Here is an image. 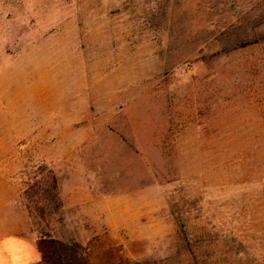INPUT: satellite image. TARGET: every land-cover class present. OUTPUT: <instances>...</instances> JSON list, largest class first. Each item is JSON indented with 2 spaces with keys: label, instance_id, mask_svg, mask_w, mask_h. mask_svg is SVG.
Returning a JSON list of instances; mask_svg holds the SVG:
<instances>
[{
  "label": "rangeland",
  "instance_id": "rangeland-1",
  "mask_svg": "<svg viewBox=\"0 0 264 264\" xmlns=\"http://www.w3.org/2000/svg\"><path fill=\"white\" fill-rule=\"evenodd\" d=\"M11 235L41 264H264V0H0Z\"/></svg>",
  "mask_w": 264,
  "mask_h": 264
},
{
  "label": "crops",
  "instance_id": "crops-1",
  "mask_svg": "<svg viewBox=\"0 0 264 264\" xmlns=\"http://www.w3.org/2000/svg\"><path fill=\"white\" fill-rule=\"evenodd\" d=\"M42 255L37 245L22 236L0 238V264H41Z\"/></svg>",
  "mask_w": 264,
  "mask_h": 264
},
{
  "label": "trees",
  "instance_id": "trees-1",
  "mask_svg": "<svg viewBox=\"0 0 264 264\" xmlns=\"http://www.w3.org/2000/svg\"><path fill=\"white\" fill-rule=\"evenodd\" d=\"M56 177L52 174V176H51V178H50V189L51 190H53V191H55L56 190ZM31 189H32V187H31ZM50 189H48V190H46V189H43V190H41V188L39 187V188H36L35 190H36V193H39V192H41L42 193V195H46V197H48V200H50V201H52V200H54L55 199V192H54V194L52 195V191L50 190ZM40 194V193H39ZM28 199V198H27ZM48 200H46V201H48ZM49 201V203L51 204V202ZM27 208H28V206H27Z\"/></svg>",
  "mask_w": 264,
  "mask_h": 264
}]
</instances>
